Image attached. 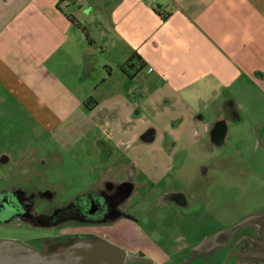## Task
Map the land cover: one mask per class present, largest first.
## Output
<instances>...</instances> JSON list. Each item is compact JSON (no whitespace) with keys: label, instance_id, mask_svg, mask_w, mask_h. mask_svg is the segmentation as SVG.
Returning a JSON list of instances; mask_svg holds the SVG:
<instances>
[{"label":"crops","instance_id":"0c3cea01","mask_svg":"<svg viewBox=\"0 0 264 264\" xmlns=\"http://www.w3.org/2000/svg\"><path fill=\"white\" fill-rule=\"evenodd\" d=\"M2 95L3 116L96 140L101 164L130 142L139 165L161 139L165 170L217 154L245 116L264 122V0H0ZM136 102L153 121L123 131ZM115 173L100 187L134 177Z\"/></svg>","mask_w":264,"mask_h":264},{"label":"rangeland","instance_id":"374dc122","mask_svg":"<svg viewBox=\"0 0 264 264\" xmlns=\"http://www.w3.org/2000/svg\"><path fill=\"white\" fill-rule=\"evenodd\" d=\"M135 108L132 121L123 122L121 130L135 131L144 122L152 123L150 108L139 102ZM12 118L15 115L3 116L2 95L0 193H24L32 212L28 221L17 217L0 226L3 240L64 233L101 240L129 254H140L152 264H218L212 257L194 254L200 240L264 210V149L257 147L254 133L259 122L252 124L247 116L229 130L223 150L212 155L194 150L179 154L182 166L173 157L167 170L164 159L171 155L162 150L164 139L161 148L155 140L157 146L141 151L146 156L139 165L129 162L130 151H122L131 147L130 142L117 146L111 160L115 165L101 164L94 152L96 140L80 135L78 128L43 133L28 121ZM258 134L264 145V125ZM111 167L116 169L115 179L123 180L128 171L134 173L128 182L132 192L121 203L108 198L107 188L100 187ZM95 193L106 202L105 214L97 213L89 203L85 218L62 216V224L56 226L52 218L78 205L79 195Z\"/></svg>","mask_w":264,"mask_h":264},{"label":"flooded vegetation","instance_id":"af4514ba","mask_svg":"<svg viewBox=\"0 0 264 264\" xmlns=\"http://www.w3.org/2000/svg\"><path fill=\"white\" fill-rule=\"evenodd\" d=\"M257 147H259L258 144ZM106 188L107 191L105 193L109 194L108 198H110L112 201L116 200L115 202L118 201V203L125 201V198H127L132 192V186L129 185L128 182L121 185L108 186ZM1 195L3 197H1ZM0 197L2 198L0 200V226H2L4 223L11 222L13 218L17 217L23 218L24 221H28L30 219L32 204L30 198L28 196H25L24 193L18 192V194H7V192H2L0 193ZM83 197L85 198L84 200H82ZM76 202L78 205H70L65 209L64 214H62V212L60 215L52 218L53 221L56 222V226H60V224H62V216H64V219L85 218L88 215L89 203L94 204L95 209L97 208V213L103 215L107 212L105 208L106 202L102 200L101 196H99L98 193H95L94 195H90L88 197L86 196V194L79 195ZM184 202L186 203V201ZM63 225H65V223ZM64 235L67 236L65 237ZM70 238L85 237L64 233H59L58 235L55 233L52 236L41 235L40 237H28L17 241L29 247L40 249L49 244L63 242ZM0 240L3 239L0 238ZM43 241H45V243L41 244L43 243ZM263 243L264 210L257 211L256 213L249 215L245 220L240 221V223L238 222L235 225L229 226L227 228L225 227L223 228V230H219L210 236L203 237L196 245L198 248L194 254L196 256H204L205 258L212 257L214 258L213 261H216L218 264H224L229 255L230 256L227 264H264V258L246 256V254H249L251 252L262 251ZM187 248H189V246ZM133 255L143 257L140 254ZM206 260L209 261L211 259Z\"/></svg>","mask_w":264,"mask_h":264},{"label":"water","instance_id":"95a60500","mask_svg":"<svg viewBox=\"0 0 264 264\" xmlns=\"http://www.w3.org/2000/svg\"><path fill=\"white\" fill-rule=\"evenodd\" d=\"M256 124L254 133L257 144L264 149ZM230 256V255H229ZM227 257L224 264H227ZM247 257L264 258L263 250L246 254ZM152 264L149 260L119 250L95 238H70L52 243L44 248H32L21 242L0 240V264Z\"/></svg>","mask_w":264,"mask_h":264},{"label":"clouds","instance_id":"9594fccd","mask_svg":"<svg viewBox=\"0 0 264 264\" xmlns=\"http://www.w3.org/2000/svg\"><path fill=\"white\" fill-rule=\"evenodd\" d=\"M226 39H228V38L226 37Z\"/></svg>","mask_w":264,"mask_h":264}]
</instances>
